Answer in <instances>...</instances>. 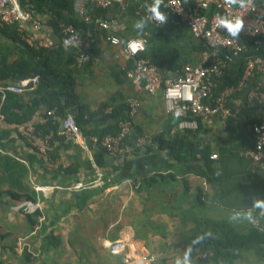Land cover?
<instances>
[{
    "label": "crops",
    "instance_id": "0c3cea01",
    "mask_svg": "<svg viewBox=\"0 0 264 264\" xmlns=\"http://www.w3.org/2000/svg\"><path fill=\"white\" fill-rule=\"evenodd\" d=\"M79 1L75 2V17L78 19L81 18L77 11ZM115 7L110 8L108 12L111 18L118 14H114ZM38 16L42 20L44 31L57 40L59 33L54 25L55 21H59L60 15L51 11L50 6H46ZM136 17L127 16L124 20L130 25L137 20ZM14 34L12 28L0 29V53L2 45L5 48V45L12 43ZM96 41L98 44L95 47L96 56L93 61L74 75V92L79 96L81 109L73 105L70 110H75V118L81 117L82 110L85 112V121L81 119L82 123L79 126L82 133L79 142L61 134V124L58 138L54 140L52 148L56 151V158L48 162L39 154V158L31 162L29 157L34 151L19 133L18 130L22 127L15 128L4 119L5 116L0 117V129L3 131L0 132V156L16 158L28 167L29 171L21 180L29 188H34L36 199L30 201L37 204L36 209L31 211L23 206L22 202L13 201L8 193L2 196L0 264H175V259L182 256L188 247L192 248L191 264H197L192 243L182 234V228L186 224H191L183 217L182 211H186L190 206L186 200L187 192L197 195L198 189H204L206 194L205 202L201 203V206L206 209L210 205L213 209L218 203H212V188L204 178L194 175L186 177L185 182L163 181L165 191L179 189L185 195L180 199L178 206L156 208L157 205H152L150 208L151 203L157 199L155 195H158L155 194V186H144L139 180L131 178L121 182L114 181L117 175L114 168L121 160L120 155L100 152L98 145L92 140V136L98 135L108 123V121L104 123V118L102 119L108 114L107 109H111L112 113L111 106L124 105L131 99L140 102L139 111L133 118L134 130L126 142L128 145L135 144L137 131L147 132L150 136L164 135L167 139L171 135H176L180 129L176 125L178 117L167 112L161 91L151 94L145 90H137L133 81L126 77L127 66L133 60L126 57L123 47L112 45L104 39ZM201 57L202 53L192 51L191 62L196 61L193 65L198 64ZM258 74L260 75H256L252 83L254 81L264 83L262 74ZM18 83L20 81L12 84ZM254 83L245 88L246 94L235 98L240 117V125L236 128L251 135V138H254L253 124L260 115V113L258 116L254 115L249 109V106L254 104L248 95L257 84ZM0 87L4 85L0 84ZM30 91L33 90L26 89L23 93L10 92L22 95L27 104ZM44 109L42 105L33 120L23 126L29 133L35 134L36 130L40 133L37 126L46 122ZM90 114L94 115V120L88 123L86 120ZM128 117L129 108H125L117 119L110 118V122L116 120L120 123ZM202 123L205 130L204 142L210 144L212 154L218 155L216 160L223 156L222 146L228 145L232 150L238 148L239 144L233 141L234 138L222 120L214 119L212 122L203 120ZM11 129L14 132H11ZM151 138L154 144V139ZM36 139L37 143L32 139L31 143L30 139L27 140L36 150L51 143L48 139L43 140L39 137ZM252 144L248 148L252 147ZM242 149L244 148H240ZM225 157L234 158L232 155ZM246 176L248 178L244 180ZM240 179H243L242 182L248 188V196H253L256 200L264 199V168L257 163L248 165L247 161L237 163L233 166L229 182L233 185L237 182L239 184ZM102 181L104 184H100ZM78 183H83L85 187L76 189L75 185ZM6 187H9L8 184ZM238 193L239 190L233 194ZM248 196L244 197V203H251L253 200ZM236 197L241 198L239 195ZM240 208L242 210L229 209L227 220L243 226L246 230L257 228L260 234L256 233L254 236L259 240L258 249L244 251L237 264H264V214H261L260 209H254L252 205ZM249 210L253 212L255 223L249 222L243 216ZM237 213L241 215L233 218ZM118 239L127 242L126 254L131 256L130 262H126L125 254L114 255L109 251L107 243ZM151 257L155 260H151ZM139 259H143L141 263Z\"/></svg>",
    "mask_w": 264,
    "mask_h": 264
},
{
    "label": "trees",
    "instance_id": "16d2710c",
    "mask_svg": "<svg viewBox=\"0 0 264 264\" xmlns=\"http://www.w3.org/2000/svg\"><path fill=\"white\" fill-rule=\"evenodd\" d=\"M24 8L30 6L37 12V18L39 14L45 10L46 6H50V10L60 15L59 21H55V29L59 33V27L61 22L73 23L76 26L88 29L89 24H86L83 20L75 17V2L76 0H18ZM152 1V0H148ZM195 0H185L186 4L192 5ZM129 9L122 10L120 4H115L114 14L118 13L116 17L125 19L127 16H137L136 19L143 17L136 15L135 11L138 8V2L136 0H128ZM258 2L264 5V0H258ZM112 8V9H113ZM109 9L90 8V11L94 16L109 17ZM206 11H202L205 13ZM217 9L213 7L209 14H214ZM114 17V16H113ZM40 19V18H39ZM42 21V20H41ZM128 30L125 33H120L121 37L127 39L129 37H138L149 32L151 37L147 45V50L143 54L144 57L149 58L151 62L159 66L165 75L178 76L183 67L186 64H195L191 62V52L197 51L198 54L203 53L207 46L204 45L202 40L196 38L189 27L179 28L174 23H169L163 27H156L153 22H149L146 29L143 32H139L133 27V24L128 23ZM12 28L15 32L12 37V43L5 45V48L1 46L0 53V84L7 86L8 84L21 82L23 79L39 74L41 81L37 88L28 92L30 95L29 101L26 104L23 100V96L19 94L11 93L7 91V97L3 101V92L0 90V113L4 114L6 121L14 125L15 128L22 127L18 130L27 145L31 147L34 154L29 157L32 160L39 158H45L48 162L53 161L56 158V151L53 148V142L58 138V133L61 129V124L64 119L75 110H70L73 105H77L79 110L81 104L79 102V96L74 92V75L79 73L80 70L87 64L93 61L96 56L95 47L98 44L97 39H102L101 36L106 37L108 31L103 29L101 32L91 30V39H95L90 48L92 49V56L84 63H81L78 59L80 50L76 47H65L61 44L60 34L56 40L57 45L55 47H33L27 44L20 36L17 28V24L9 25L7 27H0L5 30L6 28ZM135 32V34H134ZM127 33V34H126ZM132 34V35H129ZM129 35V36H128ZM242 41L246 42L248 48L241 54L234 56L225 69V73L222 77L216 79L217 87L216 91H221L227 86H237L239 80L243 77L247 67V61L250 58H254L258 55H264V39L260 46L255 45V38L242 37ZM2 50H5L2 52ZM227 53V52H226ZM199 62V61H198ZM197 62V63H198ZM133 61L129 63L127 73L131 70ZM133 68V67H132ZM262 74V73H261ZM260 74H255V76ZM248 85L253 84L252 79ZM264 82V75L261 76ZM260 77V78H261ZM257 83V82H256ZM254 83V84H256ZM264 84V83H263ZM247 88V87H246ZM244 90L236 92L231 98V105L237 108L235 98L241 94H246ZM219 92H216L217 95ZM214 95V94H213ZM44 106V114L46 122L37 126L38 130L35 134H30L24 125L30 123L34 115L38 110ZM113 108L111 112L105 117H102L103 122L107 125L99 131L98 136L103 137L107 134L116 135L120 131L119 121L113 120L110 122V118L117 119L119 114L131 107L130 102L124 103V105L111 106ZM251 112L258 116L261 114L263 106L257 101L249 106ZM108 110V109H107ZM80 116H77L76 120L80 126L81 119H84L85 112L82 110ZM76 116V114H75ZM239 117V116H238ZM230 117L226 120V125L230 135L234 138L233 141L238 143V148L232 150L228 145L222 146L221 158H212V150L210 144H205L204 140V124L200 120L199 128L178 130L176 135H171L170 138H165L164 135L152 136L154 144L146 146L145 148L137 147L130 153L120 154L121 160L117 167L114 168L117 171L116 179L114 181L121 182L127 178L133 180H139L141 185L144 186H156L159 182L166 181L168 183H176L179 180L186 181V177L194 175L200 178H204L212 188V203H218L228 209L242 210V206H253L256 200L253 196H248V188L243 181L245 178L239 180V184H231L229 182L230 176L233 173V166L242 161H247L248 165H254L256 162L249 158L245 154V150L253 143V137L247 135L243 130H238L236 127L240 125L239 119ZM253 117V116H249ZM60 119V120H59ZM94 120V115L90 114L89 119L86 122L90 123ZM177 121V127L179 128V121ZM61 121V122H60ZM85 119L83 120V122ZM2 129H0V132ZM11 132H14L11 129ZM91 132V131H90ZM89 132V133H90ZM138 134L141 132L137 131ZM147 133V132H145ZM92 135V133H90ZM51 136V143L47 146V154H42L36 148H33L27 141L30 138L37 143V137L47 140V136ZM97 135V134H96ZM36 136V137H35ZM34 137V138H32ZM28 138V139H27ZM97 144V143H96ZM252 144V146H253ZM100 152L110 153L107 148L101 144H97ZM38 147V146H36ZM240 148H244L240 150ZM233 156L234 158H226L225 156ZM118 156V155H117ZM0 156V200L3 195H8L13 201H19L20 203L25 200L36 199V191L34 188H29L22 177L26 176V172L29 171L28 167L21 163V161L10 156ZM8 184L9 187L5 188ZM187 187V184H185ZM30 186V185H29ZM239 190L238 195L242 198H237L233 193ZM210 195V194H209ZM253 198L251 203H244V197ZM186 198L190 205V208L195 211H182L183 217L191 224H186L182 228V234L187 237L192 243L193 251L197 257V264H237V261L242 258V254L246 250L258 249L259 240L256 233L260 234L257 228L245 229L243 226L235 225L232 221L225 218H216L207 213V208L211 209V206H207L204 209L201 203L205 202L206 194L204 189H198L196 193L192 194L187 192ZM235 198V199H234ZM192 201V202H191ZM199 207L197 209V207ZM203 209H202V208ZM212 211V209H211ZM199 238V241H194Z\"/></svg>",
    "mask_w": 264,
    "mask_h": 264
},
{
    "label": "built area",
    "instance_id": "2783aa9c",
    "mask_svg": "<svg viewBox=\"0 0 264 264\" xmlns=\"http://www.w3.org/2000/svg\"><path fill=\"white\" fill-rule=\"evenodd\" d=\"M138 8L136 15L147 16V8L154 0H136ZM120 4L123 11L129 9L128 0H80L77 11L86 24L90 27L85 29L73 23L61 22L59 34L61 44L65 47H76L80 50L78 59L84 63L92 56L91 30L108 31L106 37L101 36L106 42L122 46L127 58L133 60L134 66L127 73V77L133 81L137 90H145L148 93H163L166 109L169 114L180 118L179 129H197L200 120L208 122L220 119L224 123L230 117L237 118L239 112L231 105L232 96L248 87L250 79L257 73L264 75V55H258L247 61V67L243 77L237 86H227L223 90L216 91L218 77H222L228 62L234 57L246 51L248 45L242 41V37L255 38V45L260 46L264 39V5L258 0H243V6L239 2L232 0H195L192 5L186 4L185 0H163L161 10L168 14L164 24L159 25L153 22L156 27H163L166 24L174 23L178 27H189L194 36L202 40L207 46L202 53L198 64H186L178 76H167L163 70L153 64L149 58L143 56L147 50V45L151 34L145 32L138 37L124 39L120 33L127 30V23L120 17L105 18L94 16L90 8L107 9L115 4ZM215 7L217 12L209 14ZM202 11H206L202 13ZM219 16L236 17L240 16L244 20V28L239 37H232L229 33L217 24ZM17 24L18 32L23 40L33 47H55L57 41L47 34L43 29L42 21L37 18V12L31 6L24 8L18 0H0V27ZM133 45L135 50H133ZM227 52V53H226ZM41 76L35 74L23 79L18 84H10L0 87L3 92V99L7 91L23 93L26 89L34 90L38 87ZM216 92H219L215 95ZM214 94V95H213ZM251 103L258 102L263 106L258 120L253 124L252 132L255 141L252 147L248 148L245 154L252 158L257 164L264 168V84L257 83L250 91ZM129 107V117L120 121V131L116 135L107 134L103 137L92 136V140L101 144L113 155L130 153L137 147L152 145L151 136L141 132L136 136L135 144L128 145L130 134L134 130L133 118L139 111L140 102L131 99ZM108 112L111 109L107 110ZM178 113V114H177ZM4 118V115H0ZM32 130V129H31ZM31 134V133H30ZM61 134L70 136L73 140H81V129L77 123L75 115L70 113L62 123ZM48 136V140H50ZM30 142H32L30 138ZM79 142V141H78ZM40 152L47 154V146L38 147ZM212 158H217V154H212ZM100 184H104L102 181ZM83 183L75 185L76 189L84 188ZM27 209L35 210L37 204L30 200L22 202ZM127 242L123 239L110 241L107 243L109 251L114 255H126V262L131 261V256L126 254ZM143 259L138 261L141 263ZM151 260H155L151 257Z\"/></svg>",
    "mask_w": 264,
    "mask_h": 264
},
{
    "label": "clouds",
    "instance_id": "9594fccd",
    "mask_svg": "<svg viewBox=\"0 0 264 264\" xmlns=\"http://www.w3.org/2000/svg\"><path fill=\"white\" fill-rule=\"evenodd\" d=\"M163 0H154V2L148 6L147 11L148 15L143 16L136 20L133 24V27L138 30L139 32H143L149 22H156L159 25H162L166 22L168 14H166L164 11L161 10V4ZM233 3L239 2L241 6H243V0H232ZM244 20L240 16L236 17H228V16H219L217 18V24L226 30L229 35L232 37H239V34L244 28ZM133 50H135V46L133 45ZM178 114V113H177ZM254 209H260L261 214H264V199H257L253 203ZM241 215L240 213H237L233 218H236L237 216ZM244 218L247 219L251 223H255V217L253 215L252 210L247 211L243 214ZM199 238H197L194 243L198 242ZM191 253L192 248L188 247L182 256H178L175 259V264H191Z\"/></svg>",
    "mask_w": 264,
    "mask_h": 264
},
{
    "label": "rangeland",
    "instance_id": "374dc122",
    "mask_svg": "<svg viewBox=\"0 0 264 264\" xmlns=\"http://www.w3.org/2000/svg\"><path fill=\"white\" fill-rule=\"evenodd\" d=\"M164 183L161 181L159 182L156 186H155V194H158V195H155L157 197L156 201L152 202L151 203V206H149L150 208H152V205H157L156 208L160 207V206H178V203L180 202V199H182L185 195V193L181 190H169V191H165V188H164ZM176 187L173 186V188ZM187 200V199H186ZM188 201V200H187ZM189 211H195V209H192L190 208L189 206ZM187 209V210H188ZM207 213L216 217V218H220V219H223V218H228L229 216V209L222 206V205H215L214 208L211 209L210 208H207Z\"/></svg>",
    "mask_w": 264,
    "mask_h": 264
}]
</instances>
